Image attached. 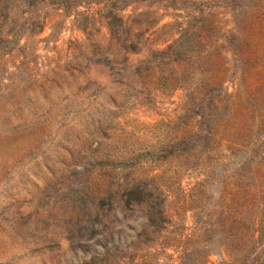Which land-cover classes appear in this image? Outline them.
Listing matches in <instances>:
<instances>
[{
  "label": "rangeland",
  "instance_id": "rangeland-1",
  "mask_svg": "<svg viewBox=\"0 0 264 264\" xmlns=\"http://www.w3.org/2000/svg\"><path fill=\"white\" fill-rule=\"evenodd\" d=\"M0 264H264V0H0Z\"/></svg>",
  "mask_w": 264,
  "mask_h": 264
}]
</instances>
